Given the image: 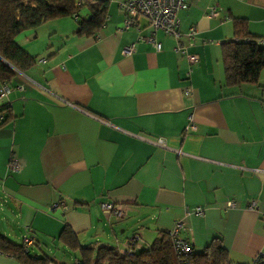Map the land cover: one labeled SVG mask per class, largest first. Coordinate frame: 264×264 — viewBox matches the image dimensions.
Returning <instances> with one entry per match:
<instances>
[{"label": "crops", "instance_id": "1", "mask_svg": "<svg viewBox=\"0 0 264 264\" xmlns=\"http://www.w3.org/2000/svg\"><path fill=\"white\" fill-rule=\"evenodd\" d=\"M118 2L91 38L77 37L71 18L15 38L36 63L3 100L11 117L0 126V235L17 245L31 238L30 256L47 264H78L58 242L64 226L81 247L126 250L138 235V252L181 221L194 254L218 238L231 263L253 264L264 256V81L226 87L221 45L235 38V20L264 38V0H190L177 14L179 37L155 33L159 51L138 41L151 32L143 19L120 31ZM158 139L165 149L150 144ZM10 158L19 173L7 171ZM57 203L64 208L47 212ZM195 208L202 214L185 215ZM0 264L22 263L0 254Z\"/></svg>", "mask_w": 264, "mask_h": 264}, {"label": "trees", "instance_id": "2", "mask_svg": "<svg viewBox=\"0 0 264 264\" xmlns=\"http://www.w3.org/2000/svg\"><path fill=\"white\" fill-rule=\"evenodd\" d=\"M108 1L86 0L77 8L73 0H0V85L10 84L17 73H25L35 60L15 44L22 32L63 18H71L80 11L85 21L76 20L79 38H91L102 28L106 19ZM234 39L221 45V59L226 87L257 84L264 73V47H260L247 30L244 21L235 20ZM247 40V41H246ZM0 126L11 117L8 103H0ZM58 242L71 252H78V264H178L166 233H159L147 248L130 255H121L109 245L81 247L76 236L64 226ZM36 244L34 243V247ZM129 248V247H128ZM133 250V249H132ZM193 252V251H192ZM0 254L14 258L22 264H47L43 256H30L21 243L13 244L0 235ZM190 264H233L218 238L213 239L200 254H192ZM254 264H264L260 258Z\"/></svg>", "mask_w": 264, "mask_h": 264}, {"label": "built area", "instance_id": "3", "mask_svg": "<svg viewBox=\"0 0 264 264\" xmlns=\"http://www.w3.org/2000/svg\"><path fill=\"white\" fill-rule=\"evenodd\" d=\"M74 4L77 8L83 7L86 3V0H73ZM108 2H112L113 0H106ZM190 0H119L118 7L120 12L123 15V23L120 31L128 30L130 28H134L137 25L138 19H143L147 27L151 30L149 36L145 39L138 38V41L145 40L154 48L155 51L160 50V44L157 42L155 38L156 32H162L163 35L169 37H179L177 33L178 21H177V14L180 11H185L189 6ZM243 1V0H241ZM207 17L209 18H216L218 17V13L211 9L207 13ZM79 19L81 21L86 20V16L82 14V12H78L74 18L73 22ZM195 35L194 28L190 29L189 33L187 34L188 39H193ZM247 41V40H246ZM255 43L260 46L264 47V38L255 40ZM191 44V43H190ZM134 52V45L127 47L124 51L125 56H130ZM176 54L183 56L186 58L187 62L191 65L197 63V57L195 55H187L184 48H176ZM39 63H44V61H39ZM11 88L7 84L0 85V103L3 102L4 98L9 94ZM185 94L189 95L190 91L185 90ZM61 104L73 107L71 104L66 102L60 101ZM83 112V111H81ZM92 119L97 121V118L92 116L91 114L85 113ZM2 118L0 117V120ZM194 126L191 124L186 128V131H193ZM151 145L165 149L166 146L162 140H155L150 142ZM20 164L19 162L14 159L10 158L7 163V171L11 174L19 173L20 171ZM233 204L229 203L227 207H232ZM256 204L253 202L250 205V209H254ZM63 203L53 204L48 207L47 212L52 213L58 209H63ZM102 212L107 214L110 217H113L115 220H121L124 218L123 210L117 206H113L112 204L103 203L100 205ZM190 214L193 215H201L202 210L199 208L185 210V215L189 216ZM187 228L185 224L181 221H176L171 231L167 232L171 245L172 251L175 257L178 260V264H190V258L193 254L191 245L189 241L182 237L183 233H186ZM139 236L133 235L129 240V248L126 250L118 251L121 255H130L132 253V249H139ZM21 245L24 246L25 252H32L34 248V241L24 235L21 238ZM264 261V256L259 257L255 260L257 262L259 259ZM254 262V263H255ZM253 263V264H254Z\"/></svg>", "mask_w": 264, "mask_h": 264}, {"label": "rangeland", "instance_id": "4", "mask_svg": "<svg viewBox=\"0 0 264 264\" xmlns=\"http://www.w3.org/2000/svg\"><path fill=\"white\" fill-rule=\"evenodd\" d=\"M260 81H264V73L261 74Z\"/></svg>", "mask_w": 264, "mask_h": 264}]
</instances>
